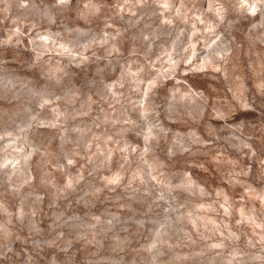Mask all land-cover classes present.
I'll use <instances>...</instances> for the list:
<instances>
[{
  "label": "rangeland",
  "instance_id": "374dc122",
  "mask_svg": "<svg viewBox=\"0 0 264 264\" xmlns=\"http://www.w3.org/2000/svg\"><path fill=\"white\" fill-rule=\"evenodd\" d=\"M0 264H264V0H0Z\"/></svg>",
  "mask_w": 264,
  "mask_h": 264
},
{
  "label": "bare ground",
  "instance_id": "6f19581e",
  "mask_svg": "<svg viewBox=\"0 0 264 264\" xmlns=\"http://www.w3.org/2000/svg\"><path fill=\"white\" fill-rule=\"evenodd\" d=\"M244 1H246V0H244ZM250 2V1H249ZM252 3V2H251Z\"/></svg>",
  "mask_w": 264,
  "mask_h": 264
}]
</instances>
